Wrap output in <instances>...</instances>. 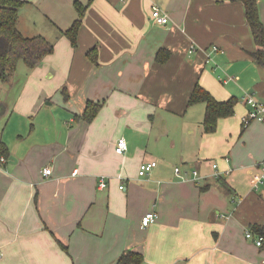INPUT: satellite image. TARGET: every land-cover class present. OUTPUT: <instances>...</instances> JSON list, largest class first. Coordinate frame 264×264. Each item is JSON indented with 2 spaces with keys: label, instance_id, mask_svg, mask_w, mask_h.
Returning a JSON list of instances; mask_svg holds the SVG:
<instances>
[{
  "label": "crops",
  "instance_id": "0c3cea01",
  "mask_svg": "<svg viewBox=\"0 0 264 264\" xmlns=\"http://www.w3.org/2000/svg\"><path fill=\"white\" fill-rule=\"evenodd\" d=\"M25 1L20 31L56 46L13 105L2 106L0 119L21 110L40 125L34 137L5 142L0 264H116L126 250L141 252L142 264H264V244L246 238V230L264 226V183L252 184L264 161V123L242 129L249 111L242 97L264 99V65L252 55L257 45L244 3L92 0L73 47L60 30L77 19L75 2L90 0ZM154 6L167 24L154 22ZM258 8L264 24V0ZM92 49L97 62L88 56ZM161 49L169 52L165 62L157 60ZM198 83L218 100L236 97L235 114L205 133L206 107L198 103L201 127L182 137L171 124L191 107ZM89 101L103 104L91 122L80 117ZM158 130L173 132V145L180 141L176 159L186 178L176 174L175 158L156 150ZM121 136L124 154L115 152ZM152 161L157 166L141 177V164ZM151 211L157 220L144 227Z\"/></svg>",
  "mask_w": 264,
  "mask_h": 264
},
{
  "label": "trees",
  "instance_id": "16d2710c",
  "mask_svg": "<svg viewBox=\"0 0 264 264\" xmlns=\"http://www.w3.org/2000/svg\"><path fill=\"white\" fill-rule=\"evenodd\" d=\"M91 1L86 4L76 1L77 19L67 30H60L61 35L70 39L73 47L78 45V35ZM241 1L244 3L247 21L257 45V50L252 55L260 64L264 65V24L260 19L258 0ZM25 3V0H0V80L5 83L13 79L17 62L20 59H23L29 68L34 69L41 65L46 56L55 51V44L45 36H26L20 31L18 27L19 12ZM96 53L95 49L88 53L89 58L94 62H97ZM168 56V50L161 49L157 54V60L165 62ZM64 93L66 98H69V93L66 90ZM237 102L236 97H231L226 101L218 100L208 89L198 83L192 91L188 106L198 103L205 104L203 131L211 133L216 131L220 118L235 114ZM102 105L101 102L89 101L84 114L80 117L88 122L93 121ZM242 129H246L243 124ZM2 156L9 158L10 153L6 143L0 139V158ZM252 230L256 234L264 235V226H254ZM143 262L144 255L141 252L126 250L116 264H142Z\"/></svg>",
  "mask_w": 264,
  "mask_h": 264
},
{
  "label": "rangeland",
  "instance_id": "374dc122",
  "mask_svg": "<svg viewBox=\"0 0 264 264\" xmlns=\"http://www.w3.org/2000/svg\"><path fill=\"white\" fill-rule=\"evenodd\" d=\"M25 11V10H24ZM23 11V12H24ZM27 12V11H26ZM25 12L27 17L28 13ZM30 16L32 13L30 12ZM38 32L33 33L37 35ZM40 34V33H39ZM32 35V34H30ZM33 36V35H32ZM56 46V41H52ZM35 69V68H34ZM33 69L29 68L26 62L23 59H20L16 65V72L14 74L13 79L8 82H2L0 80V101H4L12 106L16 95L24 88V85L27 83L29 76L32 74ZM201 104L194 105L188 108L187 112L176 119L175 124H171V129L174 130V125L176 127V134L183 136H188L187 133L193 130L194 128L201 127V119H202V112L199 111L201 108ZM46 112L41 113L45 114ZM40 117V115H39ZM45 118V116L41 117ZM39 119L37 117L32 118L31 115H25L21 110L14 111L12 114L9 115H2L0 119V139L6 142L9 146L13 142L14 138H16L19 134L23 135L24 137H28V135L36 136L39 133V129L37 125H40ZM165 122V121H164ZM192 125V126H190ZM190 129V130H189ZM32 132V134L30 133ZM157 139L156 140V150H160L166 154L167 157H173L176 160V164L179 162L177 161L176 157L180 156L181 149H180V141L177 140L176 144L173 145L174 142V134H159V130L157 132ZM181 136L179 137V139ZM154 147V143H152L151 148ZM151 153L154 154L153 151ZM158 159V158H157ZM174 163V164H175ZM181 164V163H180ZM178 164V167L181 169V165ZM4 163H2V166Z\"/></svg>",
  "mask_w": 264,
  "mask_h": 264
},
{
  "label": "built area",
  "instance_id": "2783aa9c",
  "mask_svg": "<svg viewBox=\"0 0 264 264\" xmlns=\"http://www.w3.org/2000/svg\"><path fill=\"white\" fill-rule=\"evenodd\" d=\"M152 19L154 22L158 24H167L169 21V17L166 13L163 12V10L159 6H154L152 9ZM195 50V46H191L190 52ZM213 50H218L217 47H214ZM243 102L249 107V111L246 115L242 118V124L247 127L254 121H259L264 123V99H260L257 96H255L252 93H246L242 97ZM128 150V142L124 136H121L117 139L116 146H115V152L118 154H124ZM8 161V158L2 156L0 158V164L5 163ZM157 161L152 162H145L142 163L139 168V175L141 177L147 176L152 173L154 168L157 166ZM214 167H217V164L214 165ZM259 171L258 173L254 174L252 177V184L255 188H259L261 184L264 183V161L259 164ZM176 174L179 175L181 178H186L187 175H189V172H182V170L179 167H176L175 169ZM44 176H50L52 174V169L50 167H45L43 169ZM192 177L194 180H196L198 183L201 182L202 178L199 174L198 170L192 171ZM216 176H219V174H216ZM103 178L101 181V186L105 187L106 182ZM121 189H124L125 186L122 183L120 185ZM158 214L154 211L146 213L142 218V225L144 227L150 226L152 223H154L157 220ZM246 238L249 240H253L258 246H262L264 244V235L262 234H256L253 230H246Z\"/></svg>",
  "mask_w": 264,
  "mask_h": 264
},
{
  "label": "water",
  "instance_id": "95a60500",
  "mask_svg": "<svg viewBox=\"0 0 264 264\" xmlns=\"http://www.w3.org/2000/svg\"><path fill=\"white\" fill-rule=\"evenodd\" d=\"M3 104H4V101L2 102V105L0 106V109H1V111H0V115L3 114V113H2V112H3V111H2V109H3V107H2ZM13 160H15V157H14V156H11V157H10V161H13Z\"/></svg>",
  "mask_w": 264,
  "mask_h": 264
}]
</instances>
